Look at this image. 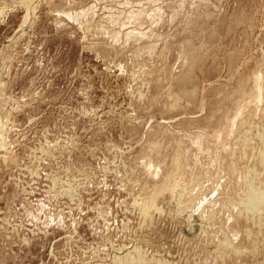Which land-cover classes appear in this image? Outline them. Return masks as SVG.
I'll return each mask as SVG.
<instances>
[{"label": "rangeland", "instance_id": "374dc122", "mask_svg": "<svg viewBox=\"0 0 264 264\" xmlns=\"http://www.w3.org/2000/svg\"><path fill=\"white\" fill-rule=\"evenodd\" d=\"M263 161L264 0H0V264H264Z\"/></svg>", "mask_w": 264, "mask_h": 264}, {"label": "bare ground", "instance_id": "6f19581e", "mask_svg": "<svg viewBox=\"0 0 264 264\" xmlns=\"http://www.w3.org/2000/svg\"><path fill=\"white\" fill-rule=\"evenodd\" d=\"M26 21H27V20H26ZM23 29H24V27H23ZM178 151H179V150H178ZM178 151H177V152H178ZM181 154H182V153H181ZM181 154H180V155H181ZM174 155H175V154H174ZM177 156H179V155L177 154ZM179 158H180V156H179ZM179 158H178V160L180 161L182 157H181L180 159H179ZM174 159H175V158H174ZM263 162H264V161H263ZM176 163H177V162L175 161V164H176ZM176 167H177V166H176ZM179 167H180V166H179ZM176 170H178V169H176ZM176 170H175V171H176ZM180 170H181V169L179 168V172H178V173L181 172ZM168 174H169V173H168ZM168 174H167V175H168ZM172 174H173V173H172ZM175 174H176V172H175ZM175 174H173V175L175 176ZM173 175H172V177H173ZM178 175H179V174H178ZM169 176H170V178H171V175H170V174H169ZM179 176H181V174H180ZM165 178H166V177H165ZM170 178H169V179H170ZM176 178H177V177H176ZM176 178H172L173 181H171V179L169 180L170 182H173V183L170 185L169 189H168V190H170V192H175V189H176V188L178 187V185H179V182L174 181V180H176ZM180 178H181V177H180ZM166 181H167V183H168V179H166ZM166 181H165V183H166ZM181 181H182V180H181ZM163 184H164V183H163ZM169 184H170V183H169ZM165 185H166V184H165ZM160 186H161V185H160ZM162 187H163V188H161L162 190H161L160 187H159L160 192H162L163 189L167 190V188L164 187L163 185H162ZM156 189H157V188H156ZM157 190H158V189H157ZM176 191H177V190H176ZM161 194H162V193H161ZM262 197H263V196H262ZM256 198H257V197H256ZM256 198H255V199H256ZM259 198H260V197H259ZM259 198H258V199H259ZM258 199H257V200H258ZM258 201H260V200H258ZM151 202H152V201H151ZM151 202H150V203H151ZM260 202H261V201H260ZM260 202H258V203H260ZM253 203H254V200H253ZM258 203H256V204H258ZM258 205H259V204H258ZM263 205H264V204H263ZM143 206H144V205H143ZM146 206H147V205H145V206L143 207L144 210H145V212L143 211L144 213H146V212L148 213L147 210H148L149 208L147 209ZM151 206H154V204L152 203ZM249 208H251V207H249ZM159 209H160V208H159ZM147 215H148V214H147ZM138 257H139V256H138ZM137 262H139V261H137ZM134 263L136 264V262H134ZM139 263H140V262H139Z\"/></svg>", "mask_w": 264, "mask_h": 264}]
</instances>
